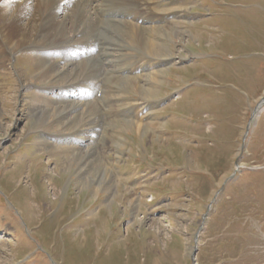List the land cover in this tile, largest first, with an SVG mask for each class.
I'll use <instances>...</instances> for the list:
<instances>
[{
  "label": "rangeland",
  "instance_id": "obj_1",
  "mask_svg": "<svg viewBox=\"0 0 264 264\" xmlns=\"http://www.w3.org/2000/svg\"><path fill=\"white\" fill-rule=\"evenodd\" d=\"M139 3L165 54L115 32L98 124L39 121L56 76L2 49L0 264H264V0Z\"/></svg>",
  "mask_w": 264,
  "mask_h": 264
},
{
  "label": "bare ground",
  "instance_id": "obj_2",
  "mask_svg": "<svg viewBox=\"0 0 264 264\" xmlns=\"http://www.w3.org/2000/svg\"><path fill=\"white\" fill-rule=\"evenodd\" d=\"M143 5L139 0H0V53L16 40L20 46L31 45L38 50L42 64L39 77L47 80L54 74L57 78L53 90L62 107L37 115L39 121L51 115L55 122L61 115L67 120L62 124L70 128L99 123L95 117L99 118L102 110L95 96L103 92L105 100L113 85L110 56L115 54V32L126 30L129 40L154 58L165 54L164 46L154 41L155 34L163 35L164 31ZM131 16L138 21H132ZM103 34L110 39L107 41ZM68 95L76 96L68 99ZM134 125L143 130L141 125ZM85 156L80 153L77 158L83 162Z\"/></svg>",
  "mask_w": 264,
  "mask_h": 264
},
{
  "label": "water",
  "instance_id": "obj_3",
  "mask_svg": "<svg viewBox=\"0 0 264 264\" xmlns=\"http://www.w3.org/2000/svg\"><path fill=\"white\" fill-rule=\"evenodd\" d=\"M197 247L194 249L193 256L196 255Z\"/></svg>",
  "mask_w": 264,
  "mask_h": 264
}]
</instances>
